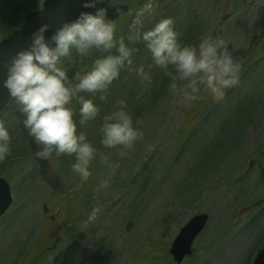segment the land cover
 Here are the masks:
<instances>
[{"label": "rangeland", "instance_id": "obj_1", "mask_svg": "<svg viewBox=\"0 0 264 264\" xmlns=\"http://www.w3.org/2000/svg\"><path fill=\"white\" fill-rule=\"evenodd\" d=\"M137 1L120 0L130 11L115 23L116 33L148 30L171 18L180 38L190 25L183 43L222 41L238 66L236 83L215 97L199 77L177 80L174 89L170 79L150 105L144 93L159 73L149 69L147 57L132 61L106 101L92 97L100 106L97 118L78 125L97 149L87 181L73 174L74 156L35 155L39 146L14 98L0 115L11 137L0 177L13 196L0 218V264H176L172 241L203 213L209 215L206 228L181 264H252L264 246V0ZM42 2L0 0V41ZM15 6L28 10L10 23ZM62 66L69 76L82 67L75 54L62 58ZM140 66L152 77L147 88L136 72ZM119 99L143 133L124 156L100 143L102 118ZM102 157L115 165L107 187H99L110 171Z\"/></svg>", "mask_w": 264, "mask_h": 264}, {"label": "clouds", "instance_id": "obj_2", "mask_svg": "<svg viewBox=\"0 0 264 264\" xmlns=\"http://www.w3.org/2000/svg\"><path fill=\"white\" fill-rule=\"evenodd\" d=\"M96 3L97 0H84L82 6L94 8ZM108 3L117 6L116 0ZM106 11L105 8L94 13L81 11L49 38L45 32L50 25L42 24L32 33L31 45L12 56L2 82L20 106L28 135L39 146L35 155L41 159H48L53 153L74 156L71 170L81 181H87L92 174L90 165L97 149L83 131H78V125L84 127L99 115L100 106L92 97L98 95L100 101L107 100L108 89L119 77L121 68L131 63L133 49L129 43L145 44L151 56L149 69L154 66L170 77L173 89L177 80L192 82L199 77L205 91L221 97L225 89L236 83L238 70L231 55L223 49L222 41L205 37L198 45L185 44L173 28L171 18L160 19L148 30L137 28L128 34L126 43L124 37H117L116 26L107 18ZM94 53L102 55L85 65L83 62ZM73 54L82 67L69 76L62 58H71ZM136 72L147 88L152 81L150 72L143 66ZM196 91L197 88H192V92ZM137 99L142 96L138 94ZM73 103L78 108H73ZM115 103L117 106L102 118L100 143L105 148L121 149L119 155L124 156L123 149H130L143 133L134 125L126 101L119 99ZM10 139L8 129L0 125V161L10 154ZM102 160L110 171L99 187H107L115 165L106 158Z\"/></svg>", "mask_w": 264, "mask_h": 264}, {"label": "water", "instance_id": "obj_3", "mask_svg": "<svg viewBox=\"0 0 264 264\" xmlns=\"http://www.w3.org/2000/svg\"><path fill=\"white\" fill-rule=\"evenodd\" d=\"M83 3L84 0H44L40 9L24 16V25L21 28L14 30L8 38L0 41V114L13 98L2 83L7 77V65L17 51L27 49L31 45L32 33L42 24L50 25L45 32V37L49 38L64 22L76 19L81 11L94 13L99 8H105L106 16L111 22L129 11V6L119 0H116L117 6H110L108 0H97L95 7L88 9L83 8ZM12 203L10 184L5 178L0 177V218L7 213ZM167 216L170 218L172 215ZM208 219V214L195 215L180 229L169 250L175 263L181 264L192 254L193 244L205 229ZM130 225L127 228H130ZM252 264H264V248L257 252Z\"/></svg>", "mask_w": 264, "mask_h": 264}, {"label": "trees", "instance_id": "obj_4", "mask_svg": "<svg viewBox=\"0 0 264 264\" xmlns=\"http://www.w3.org/2000/svg\"><path fill=\"white\" fill-rule=\"evenodd\" d=\"M37 1H40V0H30V2L31 3H34V2H37ZM43 1V0H42ZM140 1V2H139ZM139 1H137L138 3H142V0H139ZM32 6H36V4L34 3ZM134 6V5H133ZM36 7H32L31 8V10H34ZM130 8V7H129ZM26 10H28V9H24L23 10V6H21V8L20 7H14V9H13V11L9 14V16H8V21L10 22V23H13V22H15L16 20H17V17L19 16V17H21L22 16V13H23V11L24 12H26ZM129 11H130V9H129ZM126 14H128V13H126ZM126 14H124V15H126ZM123 15V16H124ZM119 19V18H118ZM118 19L115 21V22H112V23H114V25H115V23L118 21ZM16 25V24H15ZM191 26L189 25L186 29H185V32L180 36V40L183 42L184 40H185V37H186V33L188 32V29L190 28ZM173 28L177 31V33L179 34V30H178V28L179 27H177V25L176 26H173ZM9 34V33H8ZM117 34V37H124V39H125V42L126 43H129L128 41H127V36H128V34H127V32L125 31V30H123L122 31V33L121 34H119V33H116ZM191 43H192V41L190 42V45H191ZM129 47L130 48H132L133 49V53H132V56H131V63H132V61L133 62H135V61H137V62H139V63H141V60L142 59H144V58H148V65L149 64H151V56H150V54L148 53V51H147V49H146V47H145V44L142 42V41H140V42H135V43H129ZM97 53H94L93 54V56L92 57H90V58H93L95 55H96ZM128 65L129 64H125V66H123L122 68H121V70H120V75H119V77L116 79V80H114L113 82H112V87H116L117 86V84L120 82V81H122L123 79H124V76H123V74H124V72L128 69ZM156 68V67H155ZM157 69V73H159L158 75H156L155 77H154V83H153V85H152V87H151V89H149V91H145V93L144 94H148L149 93V96L150 97H148V100H147V103L149 102L150 103V105L152 104V103H154V101L153 100H155V99H158L159 98V96L163 93V91H165L166 90V85H167V82L171 79L170 77H168V76H166V75H164V73L161 71V70H159L158 68H156ZM160 78V79H159ZM161 78H165L164 79V81H163V83L161 84ZM159 79V80H158ZM157 82V83H156ZM159 87V88H158ZM157 89H159V95L156 97V96H154L155 95V93L157 92L156 90ZM139 104L137 103V105L135 106V108H137V106H138ZM150 105H147V107L148 106H150ZM134 108V109H135ZM225 153H228V150H226L225 151ZM226 156V155H225ZM225 156H224V158H225ZM6 215V214H5ZM4 215V216H5Z\"/></svg>", "mask_w": 264, "mask_h": 264}, {"label": "flooded vegetation", "instance_id": "obj_5", "mask_svg": "<svg viewBox=\"0 0 264 264\" xmlns=\"http://www.w3.org/2000/svg\"><path fill=\"white\" fill-rule=\"evenodd\" d=\"M50 219H54V217L51 216ZM263 247H264V246H263Z\"/></svg>", "mask_w": 264, "mask_h": 264}]
</instances>
